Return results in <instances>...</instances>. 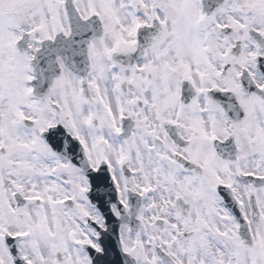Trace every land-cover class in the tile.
Instances as JSON below:
<instances>
[{
  "label": "snow or ice",
  "instance_id": "1",
  "mask_svg": "<svg viewBox=\"0 0 264 264\" xmlns=\"http://www.w3.org/2000/svg\"><path fill=\"white\" fill-rule=\"evenodd\" d=\"M0 264H264V0H0Z\"/></svg>",
  "mask_w": 264,
  "mask_h": 264
}]
</instances>
